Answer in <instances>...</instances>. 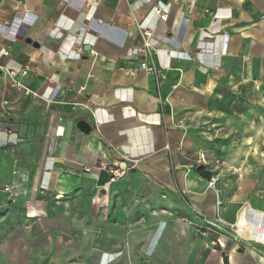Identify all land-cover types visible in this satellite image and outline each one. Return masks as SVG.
<instances>
[{"label":"crops","instance_id":"0c3cea01","mask_svg":"<svg viewBox=\"0 0 264 264\" xmlns=\"http://www.w3.org/2000/svg\"><path fill=\"white\" fill-rule=\"evenodd\" d=\"M87 1L0 0V233L12 238L2 246L17 261L26 253L11 248L21 246L18 231H24L17 215L34 222L36 258L51 250L80 263L90 256L83 208L90 180L104 199L131 192L137 179L152 195L168 191L176 175L195 208L214 210L218 193L188 189L198 184L185 153L192 146L175 120L232 116L264 100V0H194L193 6V0H99L90 20ZM143 29L151 31L159 85L139 68L143 55L135 48ZM18 66L27 73L10 75ZM81 119L91 124L87 134L76 127ZM104 160L132 167L109 181L98 168ZM74 190L82 202L79 224ZM126 206L122 214L113 209L116 222L103 220L91 250L96 264H128L137 242L145 255L157 247L164 222L152 224L146 239L135 209ZM246 217L243 206L232 226L237 238L250 240Z\"/></svg>","mask_w":264,"mask_h":264},{"label":"rangeland","instance_id":"374dc122","mask_svg":"<svg viewBox=\"0 0 264 264\" xmlns=\"http://www.w3.org/2000/svg\"><path fill=\"white\" fill-rule=\"evenodd\" d=\"M240 109L247 112L240 116L237 114ZM175 124L184 128L185 142L192 146L185 153L193 158L190 169L198 184L188 189L218 193L214 210L203 205L195 208L191 193L179 185L175 174L174 187L168 191L154 190L152 195L148 184L137 179L131 184L134 187L131 192L120 191L119 197L110 194L104 199L103 191L90 180L88 202L83 199V208L87 205L90 256L81 258L80 263L75 257L72 261L56 257L51 250L49 256L36 258L31 243L34 222L17 215V227L25 232L18 231L21 246L11 248L26 253L20 257L21 261L8 255L2 244L12 238L6 239L0 233V264H96L91 250L100 239L103 220L116 222L120 216L113 209L120 207L122 214L128 211L127 203L135 209L136 227L146 230V239L155 222H164L165 228L151 255H145L140 250L142 243L137 242V255L128 264H227L231 260L237 264L264 263V245L260 243L264 242V233L258 234L257 228L261 225L264 228V100L250 102L232 116L209 113L175 120ZM74 193L76 190L72 196L73 222L79 224L82 202ZM243 206L254 231L250 240L237 238L233 231L236 213Z\"/></svg>","mask_w":264,"mask_h":264},{"label":"built area","instance_id":"2783aa9c","mask_svg":"<svg viewBox=\"0 0 264 264\" xmlns=\"http://www.w3.org/2000/svg\"><path fill=\"white\" fill-rule=\"evenodd\" d=\"M99 0H88L87 1V9H88V15L86 17L90 20V18L93 16V13H90V10L95 11V7L98 4ZM194 0L191 2V5L193 6ZM160 8L156 7V12L160 14L161 12ZM192 8L190 7L188 12L191 13ZM154 50V43L151 41V31L150 29H143L141 30V44L140 46L135 48L136 53L142 54L143 59L139 63V68L143 71L154 75L157 84L159 85V72L155 66V63L152 60V51ZM27 69L23 68L22 66H18V70L14 71V69L9 70V74L12 76H15L16 73H20L21 75H25L27 73ZM127 73H131L132 70H126ZM13 86H22L20 83L15 82L12 84ZM23 87V86H22ZM166 149H169L168 145H165ZM199 162V161H198ZM132 166L128 164H123L121 166L117 161H101L99 162L98 168L106 170L109 175V181H114L120 177H122ZM5 190H8V187L5 188ZM108 261H111V257L108 259Z\"/></svg>","mask_w":264,"mask_h":264},{"label":"water","instance_id":"95a60500","mask_svg":"<svg viewBox=\"0 0 264 264\" xmlns=\"http://www.w3.org/2000/svg\"><path fill=\"white\" fill-rule=\"evenodd\" d=\"M76 127L86 134L91 131V124L85 119L78 120L76 122Z\"/></svg>","mask_w":264,"mask_h":264},{"label":"bare ground","instance_id":"6f19581e","mask_svg":"<svg viewBox=\"0 0 264 264\" xmlns=\"http://www.w3.org/2000/svg\"><path fill=\"white\" fill-rule=\"evenodd\" d=\"M209 185H211V184L209 183Z\"/></svg>","mask_w":264,"mask_h":264},{"label":"trees","instance_id":"16d2710c","mask_svg":"<svg viewBox=\"0 0 264 264\" xmlns=\"http://www.w3.org/2000/svg\"><path fill=\"white\" fill-rule=\"evenodd\" d=\"M208 176V174H206Z\"/></svg>","mask_w":264,"mask_h":264}]
</instances>
